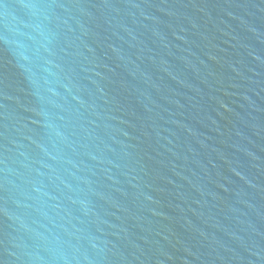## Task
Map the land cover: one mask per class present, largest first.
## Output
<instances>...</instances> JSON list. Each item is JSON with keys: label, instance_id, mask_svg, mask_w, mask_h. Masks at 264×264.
<instances>
[{"label": "water", "instance_id": "1", "mask_svg": "<svg viewBox=\"0 0 264 264\" xmlns=\"http://www.w3.org/2000/svg\"><path fill=\"white\" fill-rule=\"evenodd\" d=\"M0 264H264V0H0Z\"/></svg>", "mask_w": 264, "mask_h": 264}]
</instances>
